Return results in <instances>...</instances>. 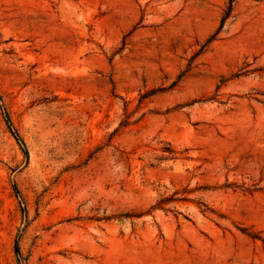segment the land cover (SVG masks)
<instances>
[{
	"label": "rangeland",
	"instance_id": "obj_1",
	"mask_svg": "<svg viewBox=\"0 0 264 264\" xmlns=\"http://www.w3.org/2000/svg\"><path fill=\"white\" fill-rule=\"evenodd\" d=\"M0 264H264V0H0Z\"/></svg>",
	"mask_w": 264,
	"mask_h": 264
},
{
	"label": "trees",
	"instance_id": "obj_2",
	"mask_svg": "<svg viewBox=\"0 0 264 264\" xmlns=\"http://www.w3.org/2000/svg\"><path fill=\"white\" fill-rule=\"evenodd\" d=\"M230 8H231V6H229V11H230ZM228 16H229V12H226V13L224 14V16L221 18V26H220L219 29L222 28V26L224 25V22L226 21V19L228 18ZM213 37H214V35L209 39V41L212 40ZM4 119H5V124H6L7 128H8L9 130H12V132H13V134H14L16 140H17L18 142H20V139H19L18 135L15 133V131H13L12 124H11V122H10L8 116L5 115V116H4ZM21 144H22V143H21ZM161 203H162V202H160L157 206H159Z\"/></svg>",
	"mask_w": 264,
	"mask_h": 264
}]
</instances>
